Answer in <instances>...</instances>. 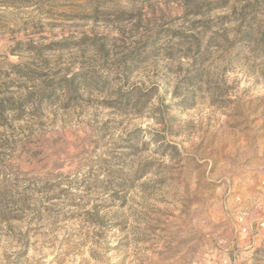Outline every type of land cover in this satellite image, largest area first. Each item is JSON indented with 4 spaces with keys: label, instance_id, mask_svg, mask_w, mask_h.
Listing matches in <instances>:
<instances>
[{
    "label": "rangeland",
    "instance_id": "obj_1",
    "mask_svg": "<svg viewBox=\"0 0 264 264\" xmlns=\"http://www.w3.org/2000/svg\"><path fill=\"white\" fill-rule=\"evenodd\" d=\"M263 181L264 0H0V264H264Z\"/></svg>",
    "mask_w": 264,
    "mask_h": 264
},
{
    "label": "built area",
    "instance_id": "obj_2",
    "mask_svg": "<svg viewBox=\"0 0 264 264\" xmlns=\"http://www.w3.org/2000/svg\"><path fill=\"white\" fill-rule=\"evenodd\" d=\"M262 186L264 188V181L262 182ZM238 225H239V231L242 234H246L248 233V226L245 223V219L243 218V216H239L238 217ZM264 226V224H262Z\"/></svg>",
    "mask_w": 264,
    "mask_h": 264
}]
</instances>
